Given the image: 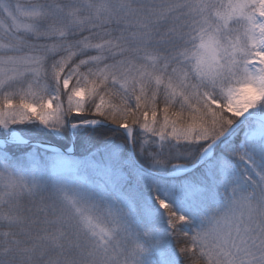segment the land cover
<instances>
[{
    "label": "snow or ice",
    "instance_id": "1",
    "mask_svg": "<svg viewBox=\"0 0 264 264\" xmlns=\"http://www.w3.org/2000/svg\"><path fill=\"white\" fill-rule=\"evenodd\" d=\"M0 264H264V0H0Z\"/></svg>",
    "mask_w": 264,
    "mask_h": 264
},
{
    "label": "trees",
    "instance_id": "2",
    "mask_svg": "<svg viewBox=\"0 0 264 264\" xmlns=\"http://www.w3.org/2000/svg\"><path fill=\"white\" fill-rule=\"evenodd\" d=\"M108 135H111L110 133Z\"/></svg>",
    "mask_w": 264,
    "mask_h": 264
}]
</instances>
